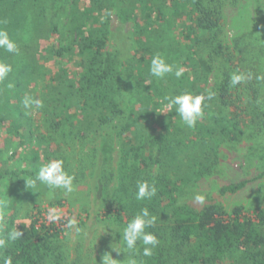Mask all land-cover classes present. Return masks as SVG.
<instances>
[{
	"label": "trees",
	"instance_id": "1",
	"mask_svg": "<svg viewBox=\"0 0 264 264\" xmlns=\"http://www.w3.org/2000/svg\"><path fill=\"white\" fill-rule=\"evenodd\" d=\"M240 2L0 0V22L7 21L0 26L9 31L19 48L17 54L0 49V59L13 69L0 83V136L10 134L21 147L8 158L4 150L11 139L3 149L0 147V181L7 179L12 191L35 176L38 169L11 165L27 145L34 163L43 160L37 148H43L46 159L53 157L51 142L34 132L33 118L19 106L25 94L34 92L39 73L46 83L39 97L43 107L38 111L49 128L58 131L69 125L78 137L87 138L103 128L117 127L125 112L117 97L125 93L120 74L123 60L118 49H107L111 16L116 11L122 19L135 23L137 46L125 70L130 80L144 89L137 110L150 129L134 118L124 125V130L129 129L124 145L129 146L138 165L121 179L112 195L115 199L104 208V219L126 226L139 209L148 207L156 222L147 230L158 237L159 245L151 257L137 255L144 264H217L234 250L247 256V264H264V210L252 217L242 206L229 210L220 202H212L198 208L180 203L177 197L181 186L187 187L214 171L219 163L220 140L256 139L258 131L264 129V95L260 89L264 84V0H255L258 12L250 30L237 36L233 45H225L222 29L227 5ZM62 16L67 23L63 24ZM57 36L64 40L54 42ZM156 53L183 67L184 75L162 80L151 76L149 66ZM65 59L73 63H64ZM49 60L53 62L51 68ZM236 71L246 79L232 87L230 74ZM9 83L12 88L6 86ZM238 87L242 88L240 93ZM182 91L213 93L195 128L187 127L174 109L163 108L165 95ZM9 106L11 111L5 113ZM224 108H234L238 116L225 114ZM142 180L155 183L157 194L137 201L136 185ZM247 183H232L221 191L236 192ZM14 225L23 233L22 238L0 255L11 256L13 264H68L62 243L65 228L41 222L31 211L22 222H16L13 214L0 217V234Z\"/></svg>",
	"mask_w": 264,
	"mask_h": 264
},
{
	"label": "rangeland",
	"instance_id": "2",
	"mask_svg": "<svg viewBox=\"0 0 264 264\" xmlns=\"http://www.w3.org/2000/svg\"><path fill=\"white\" fill-rule=\"evenodd\" d=\"M257 12L255 0H241L240 3L227 5L222 29L225 45L232 44L237 36L250 30ZM61 21L65 24L67 18L62 16ZM110 27L111 36L107 49H118L119 53L121 52L119 56L123 60V65L120 74L125 84L124 95H117L125 109L123 117L117 121V127H106L97 134L82 138L78 137L77 131L69 125L58 131L52 130L38 109L31 110L30 114H28L29 110L24 109L26 114L31 119L33 118L34 132L38 135L41 133L47 142H51L52 158H62L66 171L75 176L74 191L72 193H66L60 189L50 191L40 184L32 189L27 187V182L23 187L10 191L8 180L0 181V197L10 201L8 209L0 213V217L13 214L16 222H22L32 211L39 221L48 224L54 222L61 229L65 228L62 230V243L66 250L68 264H102L105 253H111L113 259L117 260L116 264H125L124 260L132 255L126 251L123 243H120L121 231L125 225L105 220L103 212L105 206L115 199L112 195L121 179L126 177V173L132 167L138 165L135 155L128 151L129 146L124 145L129 130H124V125L132 122V118L146 129H150V125H146L148 123L145 124L138 116L137 108L140 106L144 89L140 84L132 82L125 70L126 61L129 60L137 46V39L135 40L134 36L135 23L131 19H122L115 11L111 16ZM65 32L68 30L64 29L63 34ZM68 34L69 32L66 34L67 37ZM63 40V36H57L56 40L53 39L56 43ZM68 60L65 59L64 63H73ZM47 63L50 68L53 67L51 60ZM44 80L45 77L39 73L35 81L33 96L40 97L46 83ZM214 83L213 80L211 85ZM260 89L264 95V84L260 86ZM241 90L242 88L238 87L236 91L240 93ZM19 106L22 108V103ZM224 109L225 114L230 112L238 116L234 108ZM262 109L264 111V107ZM9 111H11L10 106L4 112ZM9 136L8 133L0 136L2 149L7 139H11L7 143L8 148L4 150L6 151L5 158L9 157L7 153L10 149L13 154L16 149L21 148L18 146V140ZM29 147L30 145H27L22 150L20 158L15 157L11 164L12 167L39 169L38 166L52 159L49 157L46 159L43 148H37L43 160L42 163H34ZM218 155L219 163L211 174L201 177L187 187H180L177 194L178 201L192 203L198 208L212 202H220L229 210L235 206H242L247 215L255 217L258 211L264 210V129L258 131L256 139L220 140ZM157 168L158 165H155L154 170ZM242 180H248L242 189L236 192L221 191L223 187ZM197 194L205 196L203 203L195 201L194 197ZM51 207L62 210L63 216L59 221H51L48 218L47 212ZM20 210L24 211L23 218L18 215ZM69 217H74L76 220V225L71 229L66 226ZM135 258L138 262L141 261L139 256L136 255ZM246 258L247 256L242 251L234 250L217 264H247Z\"/></svg>",
	"mask_w": 264,
	"mask_h": 264
},
{
	"label": "clouds",
	"instance_id": "3",
	"mask_svg": "<svg viewBox=\"0 0 264 264\" xmlns=\"http://www.w3.org/2000/svg\"><path fill=\"white\" fill-rule=\"evenodd\" d=\"M7 21H2L0 24H5ZM0 49L8 53L17 54L19 52L18 45L10 36L9 31L0 26ZM13 71L12 65L0 59V83H3ZM185 69L181 66H176L169 63L166 58L156 53L152 56L149 73L157 79H164L169 75L180 79L184 75ZM246 79L245 75L239 71L230 74V85L237 86ZM12 88L11 83L6 85ZM213 93L195 94L190 91H182L179 94H167L163 97L164 109H174L177 116L189 128H195L197 122L205 115L204 109L208 106L207 100H210ZM24 109L34 110L43 107V101L31 94H25L21 101ZM7 155H12L10 149ZM65 162L62 158H52L39 166L35 176L27 181V187L35 189L38 184L46 186L50 191L64 190L66 193L74 191L75 176L69 174L65 169ZM157 194L155 183L150 184L147 180L138 181L136 185L135 199L137 201L150 200ZM196 202L203 203L205 196L197 194L194 197ZM10 205V201L0 197V213L6 212ZM20 218H23L24 211L20 210L18 213ZM48 218L51 221H59L63 212L57 207H51L47 212ZM156 217L152 215L148 207L139 209L127 222L126 226L122 229V238L120 243H123L127 252L132 254L128 256L125 264H143V261H137L136 255L142 257H151L154 254V249L159 245L158 237L147 229L155 225ZM18 225V224H17ZM14 225L6 233L0 234V252L10 246L13 242L22 238L23 233ZM26 225V223L24 224ZM76 225L74 217L67 219V228L71 229ZM27 226V225H26ZM142 248V251H141ZM118 250V249H117ZM116 259H113L111 253H105L103 256L102 264H116ZM0 264H13L11 256L0 255Z\"/></svg>",
	"mask_w": 264,
	"mask_h": 264
}]
</instances>
